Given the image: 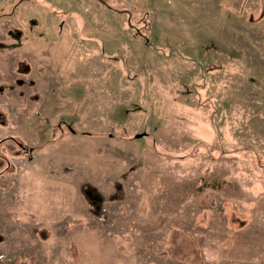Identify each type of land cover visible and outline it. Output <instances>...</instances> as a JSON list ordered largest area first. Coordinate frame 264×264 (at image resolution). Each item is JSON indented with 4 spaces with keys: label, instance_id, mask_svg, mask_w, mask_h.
<instances>
[{
    "label": "rangeland",
    "instance_id": "374dc122",
    "mask_svg": "<svg viewBox=\"0 0 264 264\" xmlns=\"http://www.w3.org/2000/svg\"><path fill=\"white\" fill-rule=\"evenodd\" d=\"M264 264V0H0V264Z\"/></svg>",
    "mask_w": 264,
    "mask_h": 264
},
{
    "label": "trees",
    "instance_id": "16d2710c",
    "mask_svg": "<svg viewBox=\"0 0 264 264\" xmlns=\"http://www.w3.org/2000/svg\"><path fill=\"white\" fill-rule=\"evenodd\" d=\"M69 250H70V254H71V257H72V259L74 260V262H75V264H77V250H76V248H75V246L72 244L71 246H70V248H69Z\"/></svg>",
    "mask_w": 264,
    "mask_h": 264
}]
</instances>
